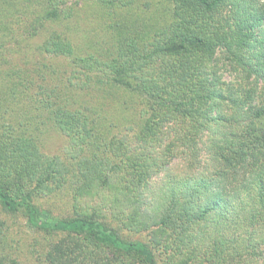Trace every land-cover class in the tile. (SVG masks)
<instances>
[{
  "label": "trees",
  "instance_id": "obj_1",
  "mask_svg": "<svg viewBox=\"0 0 264 264\" xmlns=\"http://www.w3.org/2000/svg\"><path fill=\"white\" fill-rule=\"evenodd\" d=\"M221 1L0 0V264H264V74L239 58L227 97L209 74L259 15L230 37ZM180 156L199 186L173 179L146 213L151 175Z\"/></svg>",
  "mask_w": 264,
  "mask_h": 264
},
{
  "label": "rangeland",
  "instance_id": "obj_2",
  "mask_svg": "<svg viewBox=\"0 0 264 264\" xmlns=\"http://www.w3.org/2000/svg\"><path fill=\"white\" fill-rule=\"evenodd\" d=\"M151 0H144L145 5L150 3ZM160 4V5H159ZM154 5V6H153ZM150 7L151 10H155L156 8H162L161 2L155 4ZM165 6V5H164ZM148 7V4H147ZM166 7V6H165ZM254 7V14L259 15V18L256 17V21L254 22V26L252 28L251 36L249 38V44L245 49L241 51H233V55H236V58H233L230 53H227L224 50H221L219 54L216 55V60L210 63L211 70L209 74L215 73L216 75V85L214 84L215 88L219 89L220 91H225L224 96L227 97V89L224 86L227 84L234 85L235 89L241 88L242 85L246 86V83L241 78H237V74L239 71L242 70V66L239 63L241 57L244 59V63L246 64V70H251L253 74V82L254 78L256 77L257 73L264 74V0H222L221 5L219 6L215 16L216 21L222 25V28L225 30L227 35L230 37L233 36L232 27L235 25L237 17L243 13L246 9ZM92 11L88 8L87 5L82 4L81 11L77 14L79 22L82 24L83 28H87L89 26L90 18L89 13ZM262 11V15L260 12ZM240 58V59H239ZM159 62L158 60H155ZM154 64H149L145 69L148 71H152ZM213 76V74H212ZM258 83L262 84V79L257 81ZM251 87V86H250ZM225 111L228 112L230 109L229 103L225 102ZM220 108H214L213 114L216 117L221 115ZM233 109L226 113L227 117H230L233 121V126L236 128L241 122L242 119L240 114H233ZM133 116V115H132ZM231 121V122H232ZM132 125V124H130ZM233 128V129H234ZM208 136V132L204 134ZM67 145V140L61 136V134L57 133L56 131H51L47 136V143H46V151L49 154H59L62 153L64 148ZM179 160L174 163V166L171 170H164V171H157L153 173L150 177V181L148 182L149 186L144 188L143 193L144 196L142 198L141 207L146 213L153 215L158 207L160 200H164L166 197L164 194L169 190L170 185L173 184V179L178 178L181 179L182 182L176 183L178 193H182L180 190V186L185 183V190L192 189L191 187H198L199 180L197 175L200 174H193L191 172V168L188 166V162L186 160H182L181 156L178 158ZM182 160V161H181ZM196 169L195 171H199ZM203 173V172H201ZM212 195L211 198H213ZM228 201H230L228 199ZM54 215L59 214L60 212H54ZM45 217L51 216L50 213L46 212ZM21 222H25L22 221ZM264 251V246H262Z\"/></svg>",
  "mask_w": 264,
  "mask_h": 264
}]
</instances>
